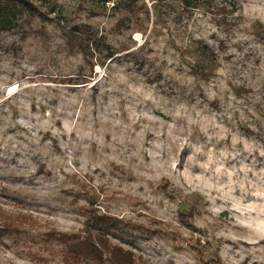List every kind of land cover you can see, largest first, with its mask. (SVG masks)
<instances>
[{
	"label": "rangeland",
	"instance_id": "374dc122",
	"mask_svg": "<svg viewBox=\"0 0 264 264\" xmlns=\"http://www.w3.org/2000/svg\"><path fill=\"white\" fill-rule=\"evenodd\" d=\"M28 1L0 28V264H84L49 234L92 210L136 264H264V0Z\"/></svg>",
	"mask_w": 264,
	"mask_h": 264
},
{
	"label": "trees",
	"instance_id": "16d2710c",
	"mask_svg": "<svg viewBox=\"0 0 264 264\" xmlns=\"http://www.w3.org/2000/svg\"><path fill=\"white\" fill-rule=\"evenodd\" d=\"M103 5L111 4L114 0H92ZM137 0H126L121 6L133 11ZM164 1V0H152ZM206 0H195V7L198 3ZM206 3L211 5L207 0ZM119 5V4H118ZM116 7V5H114ZM46 15L39 10L37 6L28 0H0V28L4 31H11L18 26V23L23 18L34 20L36 18H45ZM72 37L86 41L90 45H102L103 37L99 36L98 31H93L89 26H74L71 30ZM79 34L81 38H76ZM84 37V38H83ZM80 41V43H81ZM79 43V42H78ZM82 44V43H81ZM116 52H112L108 48L107 59L111 60L115 57ZM209 55L212 57L211 53ZM203 76L208 77L205 71H202ZM183 223L194 229L192 224L183 217ZM89 224L94 229L87 236L77 238L69 234H60L52 231L49 234L51 240L65 247L66 253L73 262L84 264H136V255L132 250H127L123 246L113 244L111 238H124L117 232L122 228H127L130 224L120 218L101 213L98 210L90 212Z\"/></svg>",
	"mask_w": 264,
	"mask_h": 264
}]
</instances>
